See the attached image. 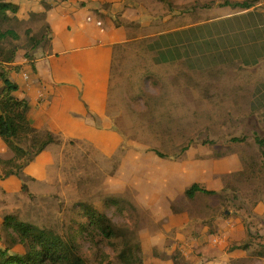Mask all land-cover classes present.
I'll use <instances>...</instances> for the list:
<instances>
[{
    "label": "rangeland",
    "instance_id": "1",
    "mask_svg": "<svg viewBox=\"0 0 264 264\" xmlns=\"http://www.w3.org/2000/svg\"><path fill=\"white\" fill-rule=\"evenodd\" d=\"M11 1L22 7L21 20L15 25L21 42L27 30L45 33L47 40L48 25L55 34L62 30L65 38L75 40L53 41L45 49L54 55L56 91L44 120L36 123L31 114L36 140L29 146L40 145L48 133L55 142L39 156L22 160L20 170L0 165V248L18 249L3 230L4 217L16 214L39 229L74 238L91 262L107 252L110 264H124L117 256L125 237L135 251L134 260L152 257L154 264H264L263 258L254 255L264 245V148L256 142V138L264 141V106H251L254 89L264 86V64L236 77L242 99L202 110L205 113L199 119L193 114L200 113L196 106H188L176 108L173 118L158 124L146 118L137 100L122 129L108 118L107 93L101 92L109 84L112 62L103 58L97 71L92 61L86 62L95 57L99 38L84 22L91 4L107 3L101 11L123 25V31L134 28L135 34L154 35L209 15L202 7L226 0H64V8H80L74 17L46 6L56 0ZM216 10L213 15L222 14ZM174 11L183 16L158 22ZM92 13L96 23L107 26L106 17L96 10ZM147 14L152 19L143 22ZM0 60L8 62L4 48H0ZM17 62L23 65L12 77L20 81L23 67L32 63L22 58ZM136 87L143 91L146 107L158 111L160 102L145 94V82L136 80ZM234 138L243 141L234 143ZM13 157L10 149L2 155L4 160ZM6 173L9 178H1ZM196 183L215 195L200 192L188 199L186 192ZM94 214L113 217L119 231L114 243L98 252L76 226L87 225ZM214 238L221 239L219 248L213 246ZM245 244L249 250L239 249Z\"/></svg>",
    "mask_w": 264,
    "mask_h": 264
},
{
    "label": "crops",
    "instance_id": "2",
    "mask_svg": "<svg viewBox=\"0 0 264 264\" xmlns=\"http://www.w3.org/2000/svg\"><path fill=\"white\" fill-rule=\"evenodd\" d=\"M58 2L46 6L57 7L63 16L75 15L80 11L75 5L64 8L65 1ZM83 4L86 6L90 3ZM106 6L107 3L97 6L91 4L84 17L88 28L99 34L95 57L86 62L92 61L96 71L103 58L112 62L109 84H106L101 92L107 93L108 118L122 129L127 127L126 116L137 100L140 102L139 109L146 118L157 120L158 124L166 123L168 116L173 118V110L176 108L188 106H196L195 109L200 113L193 114L199 119L201 113H205L201 112L202 110L214 109L225 102L242 99V86L236 77L264 64V0L255 1V7L244 11H233L219 5L202 7L203 12L210 14L195 17L190 22L154 35L135 34L134 28H131V31H123V25H119L107 11H101ZM218 8L222 14L213 15ZM93 10L108 19L107 26L96 23ZM182 16L183 14L174 11L172 16L159 18L158 22L179 20ZM145 19L152 17L147 14L143 16V22ZM154 22L158 23L156 20ZM48 26L47 43L41 50L44 54L22 69V74H28L29 81H24L22 77L17 81L10 76V80L18 86L13 95L25 99L30 104L36 123L45 119L44 115L48 113L54 100L53 92L56 91L52 65L54 55L45 49L49 50L53 41L75 40L65 38L62 30L58 31V35L55 34L52 32V25ZM142 30L140 28V31ZM124 33L125 37L120 38ZM86 50L82 49L83 52ZM105 50L108 51L106 56L103 55ZM231 71L236 73L232 74ZM136 80L145 82V94L155 96L160 102L158 111L146 107V97L140 87H136ZM251 104L252 108L256 109L264 106L263 85L254 89ZM168 108L172 111L169 112ZM31 121L32 131L28 146L36 140L32 118ZM0 148H3L1 142ZM182 249L188 250L185 247Z\"/></svg>",
    "mask_w": 264,
    "mask_h": 264
},
{
    "label": "trees",
    "instance_id": "3",
    "mask_svg": "<svg viewBox=\"0 0 264 264\" xmlns=\"http://www.w3.org/2000/svg\"><path fill=\"white\" fill-rule=\"evenodd\" d=\"M58 3L64 0H56ZM228 7L233 11H244L255 7V1H229L226 0L219 5ZM34 8V7H32ZM22 7L12 3L11 0H0V48L8 51V62L0 60V141H3V148H0V165H12L20 170L22 160L29 155L39 156L45 149L55 142L53 134L48 133L47 138L39 146H28L32 130V107L25 100L15 97L13 94L18 89L17 84L10 80V76L19 72L22 65L17 62L19 58L26 59L31 63L41 57V51L47 43V34L34 33L27 30L25 40L20 41V36L15 30V25L22 15ZM47 30V28H46ZM23 43V44H22ZM21 44V46H20ZM41 51V52H40ZM151 79V78H150ZM234 143L242 142L241 138L232 139ZM256 142L264 148V141L256 138ZM25 143V144H26ZM11 150L14 157L4 160L2 155L5 150ZM161 157L167 156L160 151L154 150ZM9 173L1 178H9ZM23 190L27 192L26 187ZM202 193L205 196L215 195V191L207 190L196 183L186 192L188 199L193 200L196 194ZM28 193V192H27ZM84 217V215H81ZM113 217L109 215L89 216L87 225L78 224L80 235L89 241L91 248L98 252L99 248L105 244L112 245L119 237L117 226L113 222ZM4 233L12 237L16 252H11L10 248H0V264H110L112 258L109 253L99 254L100 259L94 262L82 252L81 247L72 237H64L59 232L49 229H39L31 224L20 220L16 214L6 215L3 219ZM211 231V228L209 227ZM122 252L117 258L124 264H154L152 257L134 260L135 251L130 248L131 242L125 237ZM239 249L249 250V244L240 246ZM235 248H232V251ZM254 255L264 259V245L256 251ZM98 258V254H94ZM130 259L129 262H127Z\"/></svg>",
    "mask_w": 264,
    "mask_h": 264
},
{
    "label": "built area",
    "instance_id": "4",
    "mask_svg": "<svg viewBox=\"0 0 264 264\" xmlns=\"http://www.w3.org/2000/svg\"><path fill=\"white\" fill-rule=\"evenodd\" d=\"M22 78H23V80L26 81V82L29 81V76H28V74H23ZM221 245H222V241H221L220 238H217V239L214 238V239H213V246H214V247L219 248Z\"/></svg>",
    "mask_w": 264,
    "mask_h": 264
}]
</instances>
